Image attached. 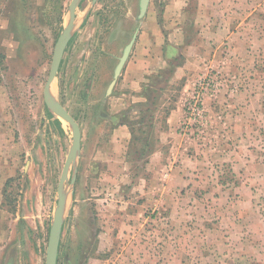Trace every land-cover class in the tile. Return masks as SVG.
<instances>
[{"label":"rangeland","instance_id":"374dc122","mask_svg":"<svg viewBox=\"0 0 264 264\" xmlns=\"http://www.w3.org/2000/svg\"><path fill=\"white\" fill-rule=\"evenodd\" d=\"M72 1L0 0V264H46L72 132L56 124L43 92ZM139 1L81 0L52 85L82 133L57 264H264V0H244V38L210 45L198 40L199 0H151L142 20ZM182 1L188 7L167 10ZM160 35L164 44L155 42ZM148 48L166 62L157 59L154 75H142ZM201 78L213 82L202 117L182 131L184 116L166 147V179L152 178L150 142ZM130 120L138 140L124 169L105 153L114 125Z\"/></svg>","mask_w":264,"mask_h":264},{"label":"crops","instance_id":"0c3cea01","mask_svg":"<svg viewBox=\"0 0 264 264\" xmlns=\"http://www.w3.org/2000/svg\"><path fill=\"white\" fill-rule=\"evenodd\" d=\"M186 7H188V2H184V1L178 2L177 5L175 2H173L172 4H170V6H168L167 10L168 9L170 11L176 9L181 10V9H185ZM250 9H251L250 3L245 2L244 0H242L241 3H237L235 2V0H199L198 10L201 13V17L198 19L197 22L201 23L202 33L199 35L198 40L208 45H210L211 42L216 43L222 40H228L229 42L231 41L233 43L234 41L237 40L239 41L241 36L244 38L245 35L247 34L245 27L248 25V22L250 21L249 20L250 15L246 16V12H249ZM240 11L242 12L241 15L239 13ZM164 17L166 19V6H165ZM165 25H166V20H165ZM175 32L178 31L175 30ZM175 34L176 33H174V35ZM155 42L158 44H164L166 42V35L158 36V39ZM236 44H238V42ZM234 46L235 45H233V47ZM153 47L154 44H152V48ZM217 49L211 51H214L215 55H217L218 54ZM197 51L198 54H200L199 55L200 59L205 57L202 50H197ZM143 53L147 55V58L144 60L146 63L145 67L147 70L145 71L143 69L142 75L143 73L153 74V75L156 74L157 67H159L157 66L159 65V63L157 64V59L161 60L162 54L160 55L161 57L159 55L156 56L154 55L153 50L151 51L150 48H148L147 51H144ZM193 54L195 55L196 53L194 52ZM137 60L138 59H136V61ZM162 62L166 64L165 60L163 59ZM179 69L182 68L178 67L176 70ZM185 69L188 70V67L186 66ZM183 72L184 74L186 73V71ZM170 79L171 78L169 76L168 83ZM184 116H185L184 102L178 99V101H176V103H174V105L170 109L168 117L164 119V128L158 132L159 134L157 138L159 142L157 140L156 143L151 142L152 146L153 144L157 145L155 149H152V153H150L149 159L146 164L147 171L151 172L153 175L152 178H155V175H157L160 178L166 179V147L171 148L172 141L170 140V138L171 137L176 138L178 136V128ZM134 124L135 123H133L130 120L128 122H123L119 124L117 123L116 125H114V128L112 129V133L110 134L111 139L108 144V148H110V151L108 152L106 151L105 153L106 162L107 161L112 162L114 157L116 158L115 160H117L118 158V161H121L122 159V162L127 165V168L124 166V169H129L130 167L129 161L131 160L128 159L129 157L128 152L130 146L132 145ZM173 149L175 150V152L179 150V148L176 147V145H174ZM176 155H178L177 152ZM162 187H164L163 193L166 192L165 184H163ZM0 235H2V232H0ZM10 261L14 262V258L9 257L7 264Z\"/></svg>","mask_w":264,"mask_h":264},{"label":"water","instance_id":"95a60500","mask_svg":"<svg viewBox=\"0 0 264 264\" xmlns=\"http://www.w3.org/2000/svg\"><path fill=\"white\" fill-rule=\"evenodd\" d=\"M81 0H73L70 4L69 22L60 35L52 59V65L49 72L47 82L44 86V103L49 111L58 119L65 121L71 128L72 145L69 150L66 162L64 164L60 181L58 184V205L54 214L53 223L50 229L49 241L46 253V264H57L59 255V246L63 232L64 212L66 206L65 186L68 181L69 174L73 165L76 164L77 156L81 150L82 133L78 122L67 111V109L52 96V85L57 78L63 56L71 39V34L74 30L76 20V10ZM151 0L139 1V15L138 19L142 20L149 8ZM139 29L136 30L130 42L125 46L121 57L114 69L113 80L107 88V96H110L117 84L122 71L130 58L133 47L137 41Z\"/></svg>","mask_w":264,"mask_h":264},{"label":"built area","instance_id":"2783aa9c","mask_svg":"<svg viewBox=\"0 0 264 264\" xmlns=\"http://www.w3.org/2000/svg\"><path fill=\"white\" fill-rule=\"evenodd\" d=\"M212 78L210 80H207V78L203 79L201 78L197 84H196V90L194 94L191 96V98L186 102L185 106V118L182 122L181 130L187 131L193 123L199 122L202 114H203V98H204V92L210 90V87L212 86L211 82Z\"/></svg>","mask_w":264,"mask_h":264},{"label":"trees","instance_id":"16d2710c","mask_svg":"<svg viewBox=\"0 0 264 264\" xmlns=\"http://www.w3.org/2000/svg\"><path fill=\"white\" fill-rule=\"evenodd\" d=\"M63 27H62V31H63ZM52 117V116H51ZM54 117V116H53ZM56 124L62 129V122L59 120V119H56ZM134 126H135V124H134ZM133 126V140H132V145L131 146H133L135 143H137V138H136V132H135V127ZM151 143V142H150ZM147 146H150L149 145V142L147 141V143H146V141H145V147H147ZM142 152H145L144 151V149L142 150ZM149 153H152V150L149 152Z\"/></svg>","mask_w":264,"mask_h":264},{"label":"flooded vegetation","instance_id":"af4514ba","mask_svg":"<svg viewBox=\"0 0 264 264\" xmlns=\"http://www.w3.org/2000/svg\"><path fill=\"white\" fill-rule=\"evenodd\" d=\"M66 52V51H65Z\"/></svg>","mask_w":264,"mask_h":264}]
</instances>
